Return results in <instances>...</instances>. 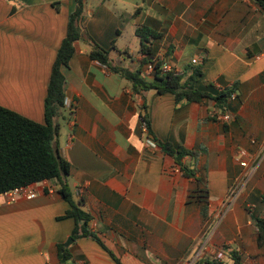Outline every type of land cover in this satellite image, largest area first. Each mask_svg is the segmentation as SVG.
Segmentation results:
<instances>
[{
  "label": "crops",
  "instance_id": "0c3cea01",
  "mask_svg": "<svg viewBox=\"0 0 264 264\" xmlns=\"http://www.w3.org/2000/svg\"><path fill=\"white\" fill-rule=\"evenodd\" d=\"M75 8V0H0V106L45 123L53 65ZM84 15L83 38L62 68L68 105L57 119L56 148L70 164L73 200L90 215L97 239H73L66 247L75 228L65 217L71 206L56 181L34 183L33 200L10 203L0 195V264H234L233 253L241 264H264L252 220L264 218L260 2L86 0ZM141 26L160 34L152 57L141 53ZM87 36L109 51L113 66L140 71L146 82L154 80L147 71L152 62L186 77L201 66L198 89L234 90L230 120L219 119L214 100L177 103L170 93L135 91L130 80L91 59ZM166 142L196 153L184 160L195 177L162 151ZM199 188L208 201L189 200Z\"/></svg>",
  "mask_w": 264,
  "mask_h": 264
},
{
  "label": "trees",
  "instance_id": "16d2710c",
  "mask_svg": "<svg viewBox=\"0 0 264 264\" xmlns=\"http://www.w3.org/2000/svg\"><path fill=\"white\" fill-rule=\"evenodd\" d=\"M264 9V0H258ZM76 8L70 16L67 36L64 39L57 59L53 65L47 97L45 99V123L41 124L25 118L7 108L0 106V194L43 181H56L58 192L70 204L71 209L65 217H72L75 228L72 239L97 237L90 231V215L85 213L73 200V195L68 186L67 179L70 175V164L60 157L56 148V139L60 132L57 119L65 108L66 78L62 68L67 67L75 52V44L84 35L85 5L86 0H75ZM59 4H55L58 6ZM141 42V53L152 57L154 41L160 37L146 26H141L136 31ZM92 45L90 57L105 65L113 72L121 74L130 80L135 91L156 90L159 95L172 94L177 103L214 100L222 114L228 113V101L233 89L222 90L217 95L201 91L196 83L203 75L201 66H192L191 74L177 75L175 72H164L163 63L155 62L154 80L146 82L140 77V71L130 73L124 68L113 66L109 51L99 46L87 36ZM145 123L147 121L142 118ZM148 125V124H147ZM162 151L175 159L176 165L188 177H195V172L185 163V158L195 157L196 153L182 145L173 142L160 143ZM200 186L205 184L203 179H197ZM199 192V193H198ZM205 198L208 201V192L197 189L190 193L189 200ZM252 220L258 228V243L264 246V218L253 215ZM60 257L65 260L68 256L64 245L59 247ZM234 264H241L236 253L232 254Z\"/></svg>",
  "mask_w": 264,
  "mask_h": 264
},
{
  "label": "built area",
  "instance_id": "2783aa9c",
  "mask_svg": "<svg viewBox=\"0 0 264 264\" xmlns=\"http://www.w3.org/2000/svg\"><path fill=\"white\" fill-rule=\"evenodd\" d=\"M197 60H194L193 63H196ZM161 69L164 71V72H175V74L177 75H180L181 72L176 70V69H173L172 66L168 65V64H163ZM155 70V62H152L150 63L148 66H147V71L149 73H153ZM65 104L68 105V102ZM72 108V107H71ZM230 115L229 114H222L220 115L219 119L221 121H229L230 120ZM145 125V128L147 130V126L146 124ZM147 144L148 146H150L151 148H157V145L154 141L152 140H147ZM243 155H245V152H243ZM241 165L243 167H247V163L245 161L241 162ZM82 191L79 190V194L81 193ZM1 196H4L7 198L8 202L12 203V202H15L17 201L19 198H25V199H28V200H33L37 197V191L35 189L32 188L31 184L30 185H27V186H22V187H19V188H15L13 190H10V191H7V192H4L2 194H0Z\"/></svg>",
  "mask_w": 264,
  "mask_h": 264
},
{
  "label": "water",
  "instance_id": "95a60500",
  "mask_svg": "<svg viewBox=\"0 0 264 264\" xmlns=\"http://www.w3.org/2000/svg\"><path fill=\"white\" fill-rule=\"evenodd\" d=\"M72 242H73V239H69L65 246L69 247L72 244Z\"/></svg>",
  "mask_w": 264,
  "mask_h": 264
},
{
  "label": "rangeland",
  "instance_id": "374dc122",
  "mask_svg": "<svg viewBox=\"0 0 264 264\" xmlns=\"http://www.w3.org/2000/svg\"><path fill=\"white\" fill-rule=\"evenodd\" d=\"M139 49V48H138ZM135 51V50H134Z\"/></svg>",
  "mask_w": 264,
  "mask_h": 264
}]
</instances>
